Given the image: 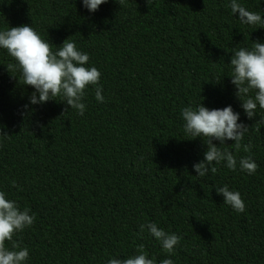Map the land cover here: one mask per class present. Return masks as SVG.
<instances>
[{"label":"trees","instance_id":"1","mask_svg":"<svg viewBox=\"0 0 264 264\" xmlns=\"http://www.w3.org/2000/svg\"><path fill=\"white\" fill-rule=\"evenodd\" d=\"M238 2L264 14V0ZM20 24L53 49L74 40L105 102L90 85L83 116L59 96L30 104L32 86L0 49V191L35 214L5 247H27V264H106L142 247L159 264L169 254L139 234L152 221L181 236L175 264H264V109L248 118L228 75L233 49L264 41V27L242 24L230 0H107L94 13L81 0H0V28ZM199 100L240 113L239 147L217 146L251 156L254 174L221 163L196 176L207 144L186 137L180 110ZM224 184L244 212L223 203Z\"/></svg>","mask_w":264,"mask_h":264},{"label":"clouds","instance_id":"2","mask_svg":"<svg viewBox=\"0 0 264 264\" xmlns=\"http://www.w3.org/2000/svg\"><path fill=\"white\" fill-rule=\"evenodd\" d=\"M107 0H81V5L89 13H94ZM231 13L238 16L242 24L253 29L264 27V14L260 11H249L238 0H230ZM49 39H45L31 24L6 26L0 28V49L6 50L15 61L14 67L20 74L23 84L30 85L33 92L28 102L32 105L42 104L49 99L65 101L77 115L83 116L86 110L84 98L88 86H94V98L98 103L105 102L103 87L99 83L101 72L89 62V54L79 49L74 40L64 39L59 47L53 49ZM230 82L235 86V96L241 101L240 107L248 118L257 114L256 109H264V41L253 40L251 47L233 49L230 57ZM183 131L187 138L201 137L207 144L203 159L193 163L197 177L216 173L215 165L223 163L229 170L239 168L241 172L252 175L258 165L251 156L239 159L224 145L226 140L235 142L239 147L248 126L240 121V113L233 110L231 104L224 107L209 108L199 100L194 106L189 105L180 110ZM260 124L264 125V118ZM219 141V144L213 143ZM16 186V182H11ZM217 194H222L223 203L235 212L245 210V202L238 190L228 185L215 186ZM35 214L25 206L8 198L0 191V264H27L29 250L13 242L11 249L5 247V241H12L14 233H19L34 223ZM145 228L169 255L159 264H175L171 258L181 236L175 232H166L155 222L149 221L139 225V234ZM106 264H154L143 248L136 254L121 258L110 256Z\"/></svg>","mask_w":264,"mask_h":264}]
</instances>
